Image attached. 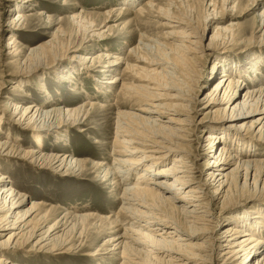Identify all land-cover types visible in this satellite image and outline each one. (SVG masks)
Wrapping results in <instances>:
<instances>
[{"label": "bare ground", "instance_id": "1", "mask_svg": "<svg viewBox=\"0 0 264 264\" xmlns=\"http://www.w3.org/2000/svg\"><path fill=\"white\" fill-rule=\"evenodd\" d=\"M39 1L19 0L20 6L16 5L10 9L9 12L17 11L16 19L8 21L2 28L0 25L3 32L9 33L6 43L0 44V58L5 55L13 58L24 55L25 48L18 43L16 37L18 32L24 31L31 19L30 15L23 12L22 6L28 4L32 11L31 7L38 6ZM121 1L127 2L128 5L136 2V0ZM222 3L228 5L234 3V0H222ZM153 7L152 0L146 1L139 8L142 12L138 14ZM232 10L233 7L218 11L214 7L212 13L203 21L204 25L198 24L193 30L189 24L191 20H186V16H174L170 10L160 8L159 11L163 12L158 17L162 22L160 27L168 31L163 35H166L164 39H169L171 43L140 36L139 44L130 52L134 54L142 52V54L138 53L136 62L142 63L143 66L140 67L138 64L134 66L135 68L126 66L125 74H129L130 84H124L122 79L119 80L117 77L110 81V85L120 83V94L134 95L137 104L141 105L131 112L119 110L118 105L114 107L112 113L116 116L113 142L115 148L110 155H118V157L110 158L108 164L103 161L91 164L95 172L103 170L101 183L104 189H112L115 194L121 193L118 201L122 205L112 220L97 217L96 214L73 216L69 210L63 208L61 213H66L48 226L53 221L52 216H42V210L47 207V203L39 200L30 201L28 209L22 212L26 203L25 197L13 189L8 181L9 177L0 176V264H16L11 254L23 248L35 254L55 256L66 254L72 249L71 246L75 245L73 238L82 247L83 241L91 238L93 233L99 232L104 222H107L113 231L110 233L112 237L105 242L106 248L103 251L119 256L120 264H217L219 259L211 252L213 247L211 240L219 242L217 248L222 252H219L218 257L223 258V264H251L253 261L255 264H264V240L258 235L259 229L253 226V220L260 218L257 211H253V215L239 217L236 222L222 220L220 226L227 224V227L220 236L218 238H213L211 234L206 236L210 233L209 226L214 225L209 224L213 221L205 219L211 216L209 203L213 202L216 205V200L217 204L221 202L223 204L233 198L231 174L234 171L237 172L234 179L243 181L241 187L251 181L254 188L262 184L259 191H264V159H258V156L264 153L257 150L258 147H264V87L261 86V81L256 79L261 75L258 66L252 65L250 66L252 68H246L247 75L241 74L238 67L237 75H246L244 77L248 79L245 85L239 77H233L231 72H220L222 78L213 87L211 93L201 100L196 99V92L191 88L197 83L191 78L192 74L193 77H197L196 72L199 71L196 67H193V71L190 70L189 61L197 57H205L211 50L232 40L230 28L233 25L220 26L224 23L222 19L229 17ZM82 13L69 17L76 34L82 33V42L77 49L71 48L68 52L53 55L50 51L53 39H49L30 50L22 62L23 69L20 72L29 76L39 69H44L42 67H46L48 63L53 68L62 65L66 59L82 62L84 66L82 70L87 73L93 72L97 67L103 70L100 73L117 71L116 67L121 59L108 54L107 49V52L101 50L94 57L86 56L91 49L85 46V43L102 42L97 44L95 49L96 47L105 49L101 45L108 41V37L105 31L94 32L93 23L86 21L88 14ZM105 14V23H110L112 19L113 22H117L129 14V9L124 6L116 7ZM262 14L264 15V9ZM208 24L215 25L213 34L207 46H201V41L205 37V27ZM261 26L264 27V17ZM90 47L93 48V45ZM80 51L86 54L82 56L75 54ZM188 55L190 59H187ZM18 65L20 66L21 63ZM182 70H188L190 73L184 74ZM62 72L65 73L62 80L71 78L72 74L69 70L63 69ZM125 74L124 77L122 75L123 80L127 78ZM216 75L214 74V77ZM198 78L200 80V77ZM233 82L236 84L235 91H233ZM94 88L97 92H101L106 87L103 82H95ZM13 89L21 94V98H27V93L19 85H14ZM41 89L47 94V91H44L45 87ZM170 91H174L175 95H168ZM108 92L110 93L111 90ZM188 96L190 99L186 98ZM6 99L10 100V98ZM20 101L21 99H13L6 103L4 111L10 115H6L8 118L5 119L16 127L30 132L33 140L49 132L57 135L70 129L84 134L89 132L85 123L88 113L85 110L86 108L95 110L98 106L89 101L75 107L64 106L65 104L58 102L56 107L47 108L46 103L23 106ZM168 101H173L174 104L166 103ZM163 110L175 114L168 118L170 114L164 113ZM182 110H186L187 115L182 114L180 112ZM228 111L230 113L226 116ZM199 113H202V117L197 120L196 115ZM219 114L222 120H211L214 118L213 115ZM178 115L185 116V119L174 118ZM2 117L3 115L0 116V121ZM241 119L244 121L238 125L230 123ZM219 123L228 127H220ZM197 129H200L201 134L194 140L197 144L194 147L191 143L193 141L191 131L195 132ZM213 129L215 132L209 133ZM2 133L0 159L29 160L30 164L47 166L56 173H61L64 169L72 173L86 171L84 163L70 157L69 151L48 155L35 150H23L13 144L19 141L16 135L13 137L10 133ZM3 136L7 138L3 140ZM65 138L66 136L56 137L60 141H64ZM242 139L255 143H246ZM203 143L205 144L203 147L209 151L202 152L201 155L208 157L213 152L217 154V158L214 162L208 161L209 178L201 184L195 175L197 167L192 153H199ZM94 144L99 142L96 141ZM38 145H41L39 140ZM237 145L243 146L254 156L244 152L245 154H240L243 156L241 159L232 157L229 150ZM116 148L120 150L116 151ZM169 160L168 165L162 166ZM234 160H236L235 168L229 171V166L234 164ZM109 166L114 168L109 169ZM137 170L139 172L135 173ZM134 173L137 176L135 184L131 185L130 178ZM235 185L240 187L239 183ZM207 188L213 190L207 193L205 192ZM205 195L210 198V202L206 200ZM117 220L129 225L120 236L115 235ZM215 225L212 228L217 229V223ZM125 232L130 235L127 236ZM176 234L178 237L175 238ZM3 238L6 239L3 241Z\"/></svg>", "mask_w": 264, "mask_h": 264}, {"label": "rangeland", "instance_id": "2", "mask_svg": "<svg viewBox=\"0 0 264 264\" xmlns=\"http://www.w3.org/2000/svg\"><path fill=\"white\" fill-rule=\"evenodd\" d=\"M11 1L12 3H9ZM120 1L40 0L38 6L31 7L32 11L30 10V6L25 4L22 6L24 9L23 12L30 15L31 22L25 27L24 31L18 32L16 37L18 43L25 48L23 50L24 55L18 58L5 55L3 58H0V116L3 115L0 121V134L4 132V134L10 133L13 137L16 135L19 141L13 142V144L23 150H35L48 155H57L64 151H69L70 157L82 161L85 165L84 169L86 171L84 172L72 173L70 170L66 171V169H64L61 173H56L47 166L43 167L41 164H30L29 160H21L18 158L0 159V176L4 175L9 177L8 181L11 183L13 189L26 199V203L21 211H26L30 201L33 200L47 203V207L42 210V216H52L53 221L48 226L54 224L56 220L66 213H61L63 208L69 210L70 214H73V216L76 214H96L97 217L109 218L111 220L118 213L122 205V203L118 201V197L121 196V193L115 194L112 189L106 190L103 188L104 186L101 183L104 175L103 170L95 172L92 168V165H94L92 162L103 161V163L108 164L111 161L110 158L115 159L118 157V155H110L115 148L113 142L115 138L114 124L116 116L112 113L114 107L118 105L119 110L131 112L134 108H139V106H141L137 104L138 101L135 99L136 97L134 95L124 96L120 94V83L109 84L115 77L119 78V80L122 79L124 84H130L131 82L128 79L129 74H125L127 71L126 66H133V68H135L134 66L137 64L140 67L143 66L142 63L136 62L138 53L142 54V52L134 54L130 52V50L137 47L140 36L143 35L149 39H161L166 41V43H171L169 39H164L166 35L163 34H166L168 31L160 27L162 22L158 17L163 13L159 11L160 8L170 10L174 16H186V20L189 19L192 21H189V24L194 30L198 24H203V21L212 13L211 11L214 7L218 11L224 9L229 10L230 7H233V10L229 13L230 15H228L229 17L226 16L223 18L222 20H224V23L220 24V26L223 27L230 24L233 25V27L230 28L232 40L229 41V43L220 45L219 48L211 50L205 57H197L189 61V69L193 71V67H196L197 71H199L198 73L195 70L197 77H193L191 73V78L197 82L195 86H191L192 90L196 92V99L201 100L205 95L211 93L213 87L222 78L220 72L223 71L231 72L233 77H239L243 85H245L248 83V79L244 77L248 74L246 73V71L248 72L246 68H252L250 67L252 65L258 66L261 75H259V77L257 76L256 79L260 80L261 86L264 87V27L261 26L264 17L262 14L264 0H234V3L228 5L226 3L223 4L222 0H152L154 7L145 9L140 15L138 13H141L142 10H139V8L149 0H136L135 3L130 5H128L127 2L123 3ZM18 3L19 0H0L1 28L6 25L8 21L16 17L17 11H9L16 5L20 6ZM213 4H215L214 7L212 6ZM121 6H124V8L128 7L129 14L117 22H113L114 19H112L110 23H105V13ZM80 12L88 14L86 16V21L93 23L95 26L94 32H106L108 41L101 45V47L105 49H99L98 47L95 49V46L102 42L91 41L87 44L85 43V46L91 49L88 50V54L81 51L75 54L79 56L86 54L88 57H94L99 54L101 50L103 52L107 49L108 52L107 50L106 52L108 54L121 59V62L116 67L117 71L100 73V71L103 70L97 67L94 69L95 71H88L89 73H87L82 70L84 67L82 62L66 59V61H63L62 65L54 66L53 68H51V66H49L50 63H48L46 67H42L44 69H39L35 74L29 76L20 72L21 69H23L22 62L30 53V50L39 47L49 39H53L52 48L50 49L53 55L68 52L71 48L72 50L77 49L82 42V33L79 32L76 34L75 27L72 25L69 17L72 15L76 16L80 14ZM103 26L105 27L103 28ZM214 26L215 25L210 26V24H208L205 27V37L201 41V46H207L209 43ZM1 28L0 44L4 45L9 33L3 32ZM181 28L185 30L184 27ZM177 30L181 31V29ZM92 45L93 48L90 47ZM186 57L187 59L191 58L189 55ZM47 61L49 62L50 58ZM18 63H21V65L19 66ZM88 66H90V64ZM238 67H240L239 71L241 74L246 75H237ZM63 69L69 70L72 74L71 78H67L68 80H62L65 74L62 72ZM82 72L83 74H81ZM182 72L184 74L187 72L190 73L188 70H182ZM117 74L120 75L118 76ZM124 74L127 77L125 80H123ZM214 74L216 75L215 77ZM198 77H200V80ZM95 82H103L106 88L101 92H97L94 88ZM233 83V91H235L236 84L235 82ZM14 85H19V87L27 93V98H21V94L17 93L16 90L14 91ZM41 87H43V89L45 87L44 91H47V94L43 93ZM110 90L111 92L109 93L108 91ZM168 95H175V92L170 91ZM6 98H10L12 101L13 99H21L20 102L23 103L21 104L23 106H28L32 103L34 105L46 103V107L50 108L56 107L58 102H61L65 104L64 106L75 107L88 101L96 103L98 106L95 110H89V108L85 110L88 113L85 123L86 127L89 128V132L85 134L78 133V131L73 129L67 132L56 133L57 135L49 132L44 136H40L39 139L36 138L33 140L30 132L16 127L5 119L8 118L6 115H10V113L4 111L6 103L10 101ZM186 98L190 99V96ZM172 102L173 101H168L166 103L173 105L174 103ZM180 112L187 115L186 110ZM164 113L170 114L168 118L173 117L175 114L171 111H164ZM229 113L230 111L226 113V116H228ZM161 116L166 118L164 115ZM220 116V114L213 115V119L209 117L211 120H222ZM201 117L202 113L196 115L197 120ZM174 118L184 120L185 116L178 115L174 116ZM165 121L163 120V122ZM243 121L244 119H241L236 122L230 121V123L238 125ZM218 125L223 128L228 127L226 124L222 123ZM214 132L213 129V131L209 133L213 134ZM229 132L231 131L229 130ZM191 133V140L193 139L191 143L196 147L197 144L194 140L199 138L201 134L200 129H197L195 132L191 131ZM63 136H66L64 141L56 139V137L60 138ZM6 138L7 136H3V140ZM38 140L41 142V145H38ZM96 141L99 142V144H94ZM244 142L255 143L246 140H244ZM103 145L106 147H103ZM204 145L203 143L202 147L199 149V153H192L197 167V169H195L197 171L194 170L195 175L201 184L205 179L207 180L209 178L208 169L210 167L207 166L208 161L211 160L214 162L217 158V154L213 152L208 157L201 155L202 152L209 151L206 147H203ZM119 150L120 148H116V151ZM257 150L258 152L264 153V147H258ZM244 152L247 154L249 153L241 145H237L234 149L229 150V154L232 157H238L239 159L243 158L240 154H245ZM249 156L254 155L249 153ZM258 159H264V154L259 155ZM169 163L170 160L162 166H166ZM233 163V165L229 166V171L235 168L236 160H234ZM111 168H114V166H109V169ZM138 172L139 170L135 173ZM135 173L133 177L130 178L131 182L129 184L131 185L135 184L137 176ZM236 173L237 172L234 171L231 174L233 178V198L229 202H223V204L222 202L217 204L218 201L216 200V205H214L213 202L209 203L211 210L208 211L211 216H207L208 218L205 217V219L213 221V223L209 222V224L215 225V223H217V229L212 228L214 225H210V233L206 234V236H210L211 234L213 238H218L225 227H227V224L220 226L222 220H226L227 222L232 220L231 222H236L239 220V217L253 215L252 212L257 211L260 218L258 220H253V226L257 230L259 229L258 235L264 240V232H262L264 231V191H259L262 184H258L257 187L254 188L251 185V181H248L244 187H241L243 181H236L234 179ZM236 183H239L240 187H236ZM151 187L154 188V186ZM203 188L205 189V187ZM208 189L209 188H207L205 192L209 193L213 190ZM205 197L207 198L206 200L210 202V198H208L207 195H205ZM260 223H262L261 227ZM127 227H129L127 223L117 220L115 235H123L124 229ZM112 231V227L107 222H104L99 232L93 233L91 238L87 241H83L84 245H82V247L79 246L80 243L73 238L75 245H72V249L68 250L66 254L57 256L40 253L35 254L29 253L27 249L23 248L16 253H12L11 258H14L13 260L16 264H120L119 256L104 253L103 251L106 248L105 242L112 237L110 234ZM126 235L129 236L130 233ZM176 235L175 238L178 237V235ZM5 239L3 238L2 240L4 241ZM125 241H128V239H125ZM211 242L213 246L211 252L219 259L217 264H223V258L218 257L222 252L221 249L217 248L219 242L217 240H211ZM12 259H9V261H12ZM239 261H237V263ZM251 264H255V261Z\"/></svg>", "mask_w": 264, "mask_h": 264}]
</instances>
